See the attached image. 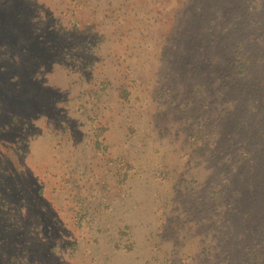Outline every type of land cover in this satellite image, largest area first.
<instances>
[{
	"label": "rangeland",
	"instance_id": "374dc122",
	"mask_svg": "<svg viewBox=\"0 0 264 264\" xmlns=\"http://www.w3.org/2000/svg\"><path fill=\"white\" fill-rule=\"evenodd\" d=\"M263 146L264 0H0V264H205Z\"/></svg>",
	"mask_w": 264,
	"mask_h": 264
},
{
	"label": "trees",
	"instance_id": "16d2710c",
	"mask_svg": "<svg viewBox=\"0 0 264 264\" xmlns=\"http://www.w3.org/2000/svg\"><path fill=\"white\" fill-rule=\"evenodd\" d=\"M232 52L233 61L231 62L230 57L229 61L226 59L224 62H234L237 64L238 72H243V70L247 72L251 63L247 48L242 44L235 45ZM203 152L205 153L204 148L197 151L198 155L205 156V154L202 155ZM238 155L239 173L255 174L257 168L261 171L264 167L256 160L260 159V155L264 156V146L261 154L256 153V150L250 147H243ZM244 179H241L236 187H232L235 179H227L229 186L223 187L222 193L216 192L214 199L218 200V203L215 205L222 207L220 218L227 224L229 231L223 234L227 239L219 238L218 243L212 247L202 248L205 264H264V207H249L247 203L251 201L255 205H260L261 201H264V180L263 183L255 182L257 188L263 191L262 193L255 192L248 195L245 187L248 182L251 183V177ZM243 203L246 205L243 206ZM213 248L215 249L214 254Z\"/></svg>",
	"mask_w": 264,
	"mask_h": 264
}]
</instances>
